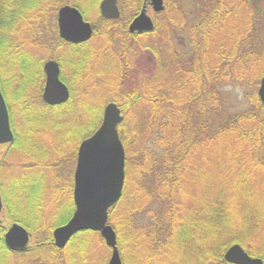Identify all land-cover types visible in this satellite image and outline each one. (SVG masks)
<instances>
[{
    "label": "trees",
    "instance_id": "1",
    "mask_svg": "<svg viewBox=\"0 0 264 264\" xmlns=\"http://www.w3.org/2000/svg\"><path fill=\"white\" fill-rule=\"evenodd\" d=\"M102 1L0 0V81L12 116L21 112L30 118L33 128L31 139L29 134L17 141L33 143L42 125L63 130L61 143L70 147L73 155L60 157L54 146L56 159L44 165L57 174L64 164L73 163L79 144L99 129L105 107L118 103L125 117L119 126L127 154L125 190L135 183L137 192H143L148 202L132 214L140 215L148 207L150 223L139 227L137 218H125L113 224L121 255L122 228L134 225L142 231L136 244L145 256L140 264H231L225 260V253L233 245H241L251 257L264 261V107L258 96L264 77V0H177L184 15L177 21L179 35L189 37L178 46L169 25V43L155 41L158 26L151 33L130 34L128 27L143 0H119L124 12L118 21L102 17ZM65 5L77 7L92 24L94 35L89 43L72 45L59 38L56 17ZM236 17L239 28L231 29ZM221 30L225 31L226 43L216 44ZM121 35L128 41L115 58L109 57L115 63L113 90L106 94L94 93L93 87L79 91L81 71L93 68L90 50L94 41L102 39L114 47ZM139 37L144 43L138 42ZM140 45L157 56L161 68L172 72L171 65H175L179 81L161 86L155 81L158 74L151 81H136L130 55ZM209 45V67L204 72L196 66ZM64 47L72 50L73 58L64 57ZM175 55L180 63L175 60L171 64ZM50 59L60 63L62 79L71 90L70 101L61 107L50 108L41 100L43 66ZM66 69L76 73L67 78ZM206 74L204 81H196ZM230 88L242 94H232ZM31 92L33 97L26 100ZM37 102L49 112L40 114ZM139 103L145 105L148 114L131 129L126 120ZM77 118L81 120L78 125ZM33 173L35 178L43 174ZM37 183L35 179L30 187L20 188L17 198L21 202L28 190L29 219L23 217L21 208L20 215L16 214L11 201L13 181L11 196L3 187L8 221L27 226L36 246L25 253L12 252L5 243L6 230L0 226V264H72L73 259L67 256L72 250L85 259L87 237H81L94 232H81L65 249H58L53 231L69 221L74 209L72 205L59 207L60 194L49 193L44 181ZM41 233L46 236L39 237Z\"/></svg>",
    "mask_w": 264,
    "mask_h": 264
},
{
    "label": "water",
    "instance_id": "2",
    "mask_svg": "<svg viewBox=\"0 0 264 264\" xmlns=\"http://www.w3.org/2000/svg\"><path fill=\"white\" fill-rule=\"evenodd\" d=\"M140 14L129 26L130 34L151 33L155 23L148 15L150 3L155 13L165 10L164 0H144ZM100 12L107 20H119L121 11L118 0H103ZM59 36L67 43L80 45L89 42L94 34L92 24L74 6L65 5L58 12ZM47 76L43 100L47 105L65 104L70 99V91L61 80L58 62L46 63ZM264 107V77L258 90ZM124 117L118 104L111 102L104 110L99 129L84 140L78 150L75 171L74 201L76 211L71 220L53 232L54 245L65 249L71 239L84 231L98 232L112 250L109 264H123L118 247L117 234L109 224L110 210L121 200L126 180V152L119 135V126ZM14 135L5 98L0 90V143H11ZM3 202L0 191V214ZM32 234L24 226L14 223L5 234L6 246L12 252L23 253L30 249ZM225 260L231 264H264L260 258L251 257L241 245H233L225 253Z\"/></svg>",
    "mask_w": 264,
    "mask_h": 264
},
{
    "label": "rangeland",
    "instance_id": "3",
    "mask_svg": "<svg viewBox=\"0 0 264 264\" xmlns=\"http://www.w3.org/2000/svg\"><path fill=\"white\" fill-rule=\"evenodd\" d=\"M143 2H144V0H143ZM164 4H165V10L159 14L155 13L152 8L148 7V15L153 19V21L155 23V28H156V26H158V30H159V32H158L159 36L154 38L155 41L156 42L162 41V39H164V40H167L169 43L168 28L170 26L174 30L175 45L178 46L179 44H184V42L186 40L188 42L189 37L186 38V36H184V35H179V33H180L179 29H181V28H180V25H178L177 21H180L181 19H183L184 15L181 12H179L177 0H164ZM118 5H119L120 11H122V13H123L124 8H123V5L121 4V2L119 0H118ZM140 11H141V9H140ZM139 14H140V12L138 13V15ZM56 19H58V14H57ZM168 19H170L171 21L169 22ZM239 23H240L239 17H236L235 19L233 18V20L231 21V25H230L231 29L232 28H234V29L239 28ZM241 24H242V22H241ZM221 32L222 33L218 34V36L216 38V40L218 42L215 40L216 44L220 43V42L226 43L227 38L224 36L225 31L221 30ZM141 38L142 37L137 38V40H138V42H140V44L143 40ZM127 41H128V37L125 38V35H121V37L116 38V40L114 41V47H111L110 45L108 46L106 44V42L102 39L94 41L95 43H94L92 49L90 50V53L92 54L91 59H90V63H91V67H93V68L90 71H88V70L81 71L80 78H82V79H80V85L77 84V89L79 91H84L87 88L93 87L94 89H92V91H94V93L97 92V93H101V94H106V93L112 91L113 90V82L116 79V76L114 73L115 63H114L113 59H109V57L111 56L112 58H115L116 57L115 54L117 52L119 53L122 51V49H123V47ZM89 42H87V43H89ZM132 43L135 45V41H133ZM142 43H144V42H142ZM141 47L142 46L140 45L138 47V51H136L135 53H131V55H130V58L133 59L132 60L133 62L131 61V63L133 64L132 67L134 69L133 70L134 77H138L136 79V81L154 80L155 74H158V77L155 81H160L161 86L165 84V86L168 87L170 81H173V83L175 81H179L178 75H176L174 73V72H176L175 71V69H176L175 65L173 67L171 65L172 72H170V70H168L166 68H164V69L161 68V64L159 63V65H158V63H157V60H156L157 56H154V54H152L146 50H142ZM161 49H162L161 44H158V50L161 51ZM209 50H210V45H209V49L206 50V53H205V51L203 52L204 57L201 60V64H198L196 66V69H199V67H200L204 70V72L207 71V69L209 67V55H208ZM162 53H164L163 49H162ZM63 55L68 60L70 58L74 57L72 50L68 47L63 48ZM175 60L177 63H180L179 62L180 59H179L178 55H177V57H176V55L173 57L171 64L172 63L175 64ZM205 60H206V64H205ZM70 71H71L70 69H66V71H65V76L67 78H70V74L73 73V71H74V73H76L75 70H73L71 72ZM176 73L178 74V72H176ZM205 76L207 77V74L204 75L203 78L198 76L196 81H204L206 79ZM83 81H85V82H83ZM132 81H135V80H132ZM130 83H132V82L130 81ZM156 87H158V84H156ZM159 87H160V84H159ZM229 90L232 91V94H240V95L242 94V92L240 90H236V89L234 90L233 88H230ZM116 104H118V103H116ZM139 104L136 105L131 110L129 117L126 120V121H129L128 124L130 123L129 125H131L130 126L131 129H134L135 127H137L141 123L142 118L144 116L146 118V114H148V112L145 109V105H143L141 103L139 106ZM37 105L39 106L38 112H40V114L44 113L45 111L49 112V110H47L41 104H37ZM118 106H119V104H118ZM123 117H124V115H123ZM124 120H125V117H124ZM75 121H76L77 125H78V123L79 124L81 123V120L78 118ZM48 123H49V121H48ZM20 128H21V130H23V133L28 132V129L31 128V124L28 125V124L24 123L23 125H20ZM36 132L37 133H36L35 139L33 141H34V143H37V146L35 148L33 146H31V148H34V149H32V150H34V153L38 154V157H41V155L44 151V148H45V151H46V149H48V150H51L52 153L56 152V149L54 150L53 147L58 146L61 143V135L64 133V131L63 130L57 131V130H53V129L51 130L48 128L46 129V127L43 128V125H42V127H39ZM58 151H62L60 153V155H61L60 157H62V156L65 157L67 155H69L71 157L73 155L70 152L71 151L70 147H67V146L63 147V149L59 148ZM18 157H19V153H16L14 156L11 157L10 166H7L6 161L2 162L4 167H3V170H1L2 171L1 175H2L3 181H5V186L8 188L9 192L8 191L7 192L9 193L10 196H11L12 179H13L14 175H16L19 171V169L15 166V159H17ZM52 158H53V156H52ZM195 160H197V157L195 158ZM73 168H75V166L70 165V163L68 165L64 164L61 167V169L58 170V172H59V173H57L58 176L56 173L52 174L53 172L51 173L50 170H49V172H46L47 176H46V179L44 182H45L47 188H49L50 191H52L53 193L56 192V194H59V193L62 194L63 191L61 192L58 190H63L64 185L66 183H69L68 181L70 179L68 176H65V175L69 174ZM64 172H66V174H64ZM50 175H52V178L49 181ZM126 175H127V167H126ZM131 175L133 176L132 178L135 177L134 169H131ZM64 176H65V179H64ZM69 184L71 186V182ZM67 187H68L67 189H69V186H67ZM126 187L127 186H126V181H125V186H124L122 198L119 201V203H117L111 209V211L115 210L114 214L110 216V213H109V224L113 227L114 223L120 224L123 222L122 220H124L125 218H128L129 220L137 218L138 223H139V225H138L139 227L150 225V223L146 217V213L148 212L147 210H149L148 207L145 210H143L140 215H136L135 217H133V214H132L134 209L141 208V207L143 208L145 206L144 205L145 202L146 203L148 202L147 198H145V196L143 194H141L143 192H141L140 190H138V192H137V189L135 188L136 187L135 183L129 184L128 188L125 190ZM7 215L8 214H7L6 209L0 215V221H3V224L1 227H4L6 232L8 231V228L11 225V222L8 221ZM116 234H117V232H116ZM122 235L124 237V240H123L124 251H123V255H121V256H122V259L124 261V264H125V261L127 264H140L141 260L145 256L143 254H141V248L139 247L140 248L139 249L136 244H138V241L141 240V238H142V231H139L138 229L135 228L134 225H132L131 227H128V228H122ZM45 236H46L45 233H41L39 235V237H41V238H44ZM84 237L85 238L87 237L85 239V241H86L85 250H87V253L85 254V255H87L85 257L86 262L85 263L83 262V260H84L83 255L75 253V251L72 250L71 253L67 254V256H69L73 259L72 264H83V263L84 264H103V261L105 259H108V257L111 256V254H112L111 248H109L106 245V243H105V241L102 238L100 233H97V232L88 233V234L82 236L81 238H84ZM81 238L77 242V245L81 242ZM32 239L33 240L31 241L30 245L36 246L35 236H33ZM117 241H118V235H117ZM15 253H17V252H15ZM23 253H25V252H23ZM158 264H160V262H158Z\"/></svg>",
    "mask_w": 264,
    "mask_h": 264
},
{
    "label": "flooded vegetation",
    "instance_id": "4",
    "mask_svg": "<svg viewBox=\"0 0 264 264\" xmlns=\"http://www.w3.org/2000/svg\"><path fill=\"white\" fill-rule=\"evenodd\" d=\"M144 5H145V2H143V5H142V7H141V11H142V9H143V7H144ZM147 5H148V7L149 8H152L151 7V5H150V3H147ZM61 9V8H60ZM59 9V10H60ZM140 11V12H141ZM122 15H123V13H122V11H121V17H122ZM103 17V16H102ZM121 17H120V19H121ZM136 18V17H135ZM134 18V19H135ZM119 19V20H120ZM133 19V20H134ZM114 21V20H113ZM116 21H118V20H116ZM130 26V25H129ZM57 27H58V19H57ZM128 31H129V27H128ZM58 34H59V29H58ZM145 34V33H144ZM134 35V34H133ZM135 35H138V34H135ZM141 35H143V34H141ZM59 38H60V36H59ZM61 39V38H60ZM62 40V39H61ZM64 41V40H63ZM67 43V42H66ZM70 44V43H69ZM72 45H74V44H72ZM52 60H54V61H56V62H58L57 60H55V59H50V60H48V61H46V63H48L49 61H52ZM46 63L44 64V66H43V72H44V75H45V80H44V88H43V91H42V94H41V100H42V102L46 105V106H48V107H61V106H64V105H66L69 101H70V99H71V90H70V88L68 87V85L64 82V80L62 79V69H61V66H60V69H61V80L67 85V87L69 88V91H70V99H69V101L67 102V103H65V104H62V105H57V106H50V105H47L45 102H44V100H43V94H44V89H45V85H46V80H47V76H46V73H45V71H44V67H45V65H46ZM59 63V62H58ZM59 65H60V63H59ZM17 88V87H16ZM0 90H1V92H2V94H3V96H4V98H5V100H6V104H7V107H8V112H9V117H10V126H11V130H12V132H13V135H14V140H13V142H11V143H6V144H2V143H0V191H1V196H2V202H3V210H2V212L6 209L7 210V205H6V202H5V195H4V190H3V187H4V185H5V181H3V178H2V175H1V173H2V171L1 170H3V167H4V165H3V163L2 162H4V161H6V163H7V166H10V162H11V157L12 156H14L16 153H19V157L17 158V159H15V166L19 169V171H18V173L16 174V175H14V177H13V179H12V181H13V194H14V199H12L11 201L13 202V204H14V207H15V211H16V214L17 215H20L19 214V210H20V208H21V213L23 214V217L24 218H26V219H29L30 218V212H31V209H30V207H29V197H30V194L29 193H27L28 192V190H26L25 191V194H24V196L23 195H21V196H23L22 198H25V199H23L21 202L17 199L18 198V196H19V193H20V188H22V187H24V186H26V188H28V187H30L29 185L30 184H32V182H34V180L35 179H37V181L39 182V183H37V184H40L41 182H43V181H45V179H46V176H47V173L46 172H49V169L47 168V167H45L44 165H45V162L46 163H49V162H52L54 159H56L55 158V156H56V153L54 152V153H52V151L51 150H48V149H46V151H45V148H44V151H43V153H42V155H41V157H38V154H35L34 153V150H32V149H34L36 146H37V143H28V142H25V141H17V139H19V137H20V140H22V138L21 137H23L24 139H25V136L26 137H28L29 136V132L33 129V128H29L28 129V132H24L23 133V130H21V128H20V125H23L24 123H26V124H28L29 125V122H30V118L29 117H24L22 114H20L19 113V111L17 112H15V114H14V116H12V114H11V109H10V107H9V105H8V103H7V99H6V97H5V92H4V89H3V85H2V81H0ZM16 91H18V89L16 90ZM33 93L31 92V95H29V97L28 98H26L25 97V99L27 100V99H30L31 97H33V95H32ZM37 104H41V103H39V102H37ZM42 105V104H41ZM38 105H36V109L38 110ZM27 118V119H26ZM85 124V123H84ZM30 139H31V134H30ZM86 140V139H85ZM84 141V140H83ZM82 141V142H83ZM82 142L79 144V146H78V148H77V151H76V158H75V160H73V163L71 164V165H73V166H75V168H73L71 171H70V173L69 174H67V175H65V176H68L69 177V183L71 182V186H70V184L69 183H66L65 185H64V189L63 190H58V191H63L62 192V194H64L65 195V193H67L66 194V196H64V195H62V194H60L59 195V207H61L62 206V208H70L71 207V205H72V207H73V209H74V211H73V214H72V216H71V218L73 217V215H74V213H75V211H76V205H75V201H74V190H75V171H76V166H77V160H78V150H79V147H80V145L82 144ZM31 146H33L34 148H31ZM56 147V149H57V151H58V149L59 148H62L63 149V147H65L64 146V144H62V143H60L58 146H55ZM62 151H58V153H59V155H60V153H61ZM5 154V155H4ZM5 157H4V156ZM52 156H53V158H52ZM4 157V158H3ZM10 157V158H9ZM37 159L39 160V161H37ZM3 160V161H2ZM36 166V167H35ZM34 171H40V172H43V174H40V175H37V178H35V175L36 174H34L33 172ZM57 176H58V174H57ZM65 176H64V179H65ZM50 177V179H49V181L51 180V178H52V175H50L49 176ZM67 186H69V189H67L68 187ZM49 193H51V194H54V195H56V196H58L57 194H56V192L55 193H53L52 191H49ZM58 199H56V201H57ZM72 203V204H71ZM119 203V202H118ZM2 214V213H1ZM0 214V215H1ZM71 218L69 219V221L71 220ZM68 221V222H69ZM67 222V223H68ZM14 223H18V224H20V225H22V226H24L26 229H28L27 228V226H25L24 224H22V223H19L18 221H13V222H11V225L9 226V228L14 224ZM66 223V224H67ZM2 224H3V221H0V226H2ZM62 226H64V225H62ZM61 227V226H60ZM8 228V229H9ZM58 228V227H57ZM29 230V229H28ZM30 231V230H29ZM31 241H32V239H31ZM70 243V242H69ZM67 247V246H66ZM32 248V246L30 247V249ZM29 249V250H30ZM111 257H112V254H111V256L110 257H108V259H105L104 261H103V264H109L110 263V260H111ZM121 258H122V256H121ZM83 262L85 263L86 262V259H84L83 260ZM122 262H123V264H124V261H123V259H122ZM83 263V264H84Z\"/></svg>",
    "mask_w": 264,
    "mask_h": 264
}]
</instances>
